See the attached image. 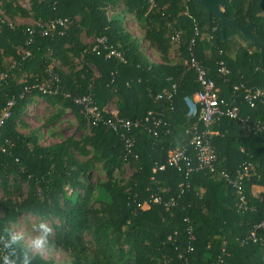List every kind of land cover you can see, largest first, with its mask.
Returning a JSON list of instances; mask_svg holds the SVG:
<instances>
[{
    "label": "trees",
    "instance_id": "obj_1",
    "mask_svg": "<svg viewBox=\"0 0 264 264\" xmlns=\"http://www.w3.org/2000/svg\"><path fill=\"white\" fill-rule=\"evenodd\" d=\"M28 1L30 8L25 9L18 0H0V73L7 74L0 83V116L7 101L16 99L11 117L0 125V264H56L31 256L13 236L12 228L22 216L34 217L38 229L41 223L53 228L45 246L62 251L68 264H264V230L257 232L256 242L246 239L264 219V193L252 194V187H264V134L248 132L227 118L209 127L218 172L236 178L239 167L250 164V175L242 181L246 210L238 209L237 195L217 172L202 171L185 179L168 166L153 171L166 164L170 151L187 142L193 128L205 129L192 102L199 85L185 65L190 46L224 98L240 83L264 90L259 47L235 29H226L223 37L218 17L209 18L196 0ZM224 3L227 18L243 26L253 24V32L264 39V0ZM17 18L70 23L62 36L42 37L35 31L33 43L27 44L30 26L18 24ZM127 18L139 25L141 36L126 30ZM175 33L178 40L173 42ZM83 35L105 37L126 63L106 58L102 48L99 54L93 52ZM142 41L158 62L145 55ZM20 49L30 55H20ZM221 67L227 75L219 73ZM49 69L60 78L59 94L32 91L20 98L25 85L48 79ZM173 84L171 101H154ZM65 93L90 95L102 111L113 103L123 119L161 112L169 133L160 129L154 137L144 128L133 130L134 159L117 133L102 124L89 127L80 107L63 97ZM35 98L54 108L47 126L58 124L70 110L80 138L42 146L36 133H20L17 120ZM241 116L249 124H264V103L241 105ZM53 135L61 137V131L54 129ZM128 166L132 173L126 176ZM94 173L104 179L93 182Z\"/></svg>",
    "mask_w": 264,
    "mask_h": 264
},
{
    "label": "built area",
    "instance_id": "obj_2",
    "mask_svg": "<svg viewBox=\"0 0 264 264\" xmlns=\"http://www.w3.org/2000/svg\"><path fill=\"white\" fill-rule=\"evenodd\" d=\"M68 19H56L48 20L45 22L37 21L27 30L31 36L27 44L33 43V35L39 32L42 37H53L54 35L62 36L67 30L69 25ZM178 40V34L175 33L172 37V41ZM93 44L92 51L97 54L100 53V49L107 50L106 58L114 57L126 63L123 54L107 46V39L105 37L94 38L91 42ZM193 43V42H192ZM190 59L185 62V65L194 71L196 76V81L199 85V90L195 92L192 96V102L198 107V122L204 126V130H198L193 128V131L189 132L190 138L182 146L170 151L167 155L166 164L161 165L153 171L164 170L165 167H170L176 170L178 173L182 174L185 179H188L192 174L206 171L211 174L216 172L227 182L235 194L238 197V209H247V199L242 188V181L249 177L250 164L243 163L239 169L236 171V178H232L229 174L217 171L216 169V153L211 145V137L213 132L210 131L209 127L215 123L217 120L222 118L236 120L242 124L244 129L248 132H253L255 134H264V124L261 122H255L253 124L248 123V119L241 116V105H246L253 108L257 102L264 103V90L260 88H248L244 84L240 83L234 85L232 88V94L229 98L220 97L218 95V90L215 86L213 80L207 77V71L205 68L195 59L192 46L189 48ZM21 54L24 57H28L30 54L26 50L22 49ZM221 75H227L228 71L221 67L219 69ZM48 79L25 85L20 98L25 95L30 94L32 91H37L43 95H53L56 96L60 92V78L52 71L48 70ZM7 79V74L0 73V83ZM176 91V85H172L171 89L165 90L162 93L157 94L154 97V101L164 100L171 101ZM241 97H239V94ZM63 97L72 99L75 105L80 107L81 113L84 115L89 127L98 126L100 124L105 125L113 132L117 133L122 139L127 155H130L134 159L137 155L134 154V136L133 130L138 128H144L148 134L157 136L160 129H166L169 125L164 120L163 114L161 112L148 111L147 114L140 120H129L119 117L117 109H105L100 110L90 95L87 96H71L69 93L63 94ZM16 105V99H10L7 101L5 108L0 116V125L3 121L11 117V111ZM105 112V113H104ZM194 112L189 113V117L192 116ZM107 114L108 117H105ZM165 133H169V129L165 130ZM4 151V149H2ZM127 168H130L129 166ZM188 185V182H187ZM184 190H181V194ZM157 202L158 199H155ZM173 201V200H172ZM170 202L171 205H175V202ZM2 217V215H1ZM187 221V220H185ZM259 230H264V219L255 225L250 233L247 235V240L253 242L257 241V232ZM190 233V240H194L192 235L191 227L188 228ZM176 235V232H174ZM170 239V237H169ZM243 242V241H242ZM192 250L191 245H188V251ZM0 259H4V250L0 245Z\"/></svg>",
    "mask_w": 264,
    "mask_h": 264
},
{
    "label": "rangeland",
    "instance_id": "obj_3",
    "mask_svg": "<svg viewBox=\"0 0 264 264\" xmlns=\"http://www.w3.org/2000/svg\"><path fill=\"white\" fill-rule=\"evenodd\" d=\"M18 3L24 7L25 9L30 8V4L28 0H18ZM112 14H110L111 16ZM18 24L25 25H33L34 21L31 18H17ZM124 27L127 31H129L134 37L141 36L142 32L139 28V25L134 23L127 18L124 20ZM94 38L83 35L82 40L85 44H89L92 42ZM238 43L241 45H246L240 39H237ZM145 42H141V47L144 53H147L150 56H156L152 51L145 46ZM21 50H19L20 55ZM157 58V56H156ZM10 59H7L5 62L10 63ZM54 66L58 65L57 62L53 64ZM116 109V107L112 104L108 106L109 111L112 109ZM54 112V108L49 106L48 103L45 102L43 98H35L34 102L28 106L25 110L24 114L20 117V120H17V130L24 134L30 135L32 133H36L39 138V143L42 146H49L56 143L61 142L62 140L74 137L75 139H79L81 136V132L76 130L77 123L74 117V114L70 110H66L64 116H62L60 122L58 124H51L49 126L46 125L47 119L51 117ZM20 121V122H19ZM55 127V128H54ZM61 131V137H57L53 135V130ZM131 168L125 169L126 176L131 175ZM104 179V176L101 174L94 173L93 182L96 181L97 178ZM3 197V192L0 188V199ZM2 212H0V217ZM28 221V223H27ZM12 234L15 238H17L23 245L27 248L28 252L31 256L39 255L41 258L48 260L52 259L56 264H68V259L66 255L59 250H55L54 248H48L44 246L43 249H37L35 247L34 241L40 236L39 229L36 226L35 218L32 216H22L18 224L14 225L12 228Z\"/></svg>",
    "mask_w": 264,
    "mask_h": 264
},
{
    "label": "water",
    "instance_id": "obj_4",
    "mask_svg": "<svg viewBox=\"0 0 264 264\" xmlns=\"http://www.w3.org/2000/svg\"><path fill=\"white\" fill-rule=\"evenodd\" d=\"M224 1L225 0H196L197 4L205 9L209 18L211 15L218 17L221 24L220 32L223 37L226 29L237 30L245 39L259 47L260 55L262 58H264V39L257 36L253 32V24L248 23L247 25L243 26L240 25L235 19L227 18L222 11V8L225 4Z\"/></svg>",
    "mask_w": 264,
    "mask_h": 264
},
{
    "label": "clouds",
    "instance_id": "obj_5",
    "mask_svg": "<svg viewBox=\"0 0 264 264\" xmlns=\"http://www.w3.org/2000/svg\"><path fill=\"white\" fill-rule=\"evenodd\" d=\"M194 112V109L192 110ZM41 235L34 241L35 247L37 249H43L44 246L48 243L49 235L53 234V228L49 227L47 224L41 223L39 225Z\"/></svg>",
    "mask_w": 264,
    "mask_h": 264
},
{
    "label": "crops",
    "instance_id": "obj_6",
    "mask_svg": "<svg viewBox=\"0 0 264 264\" xmlns=\"http://www.w3.org/2000/svg\"><path fill=\"white\" fill-rule=\"evenodd\" d=\"M145 55L149 58L150 61H152V62H158V59L156 58V56H150L147 53H145ZM110 104L113 105V103H110ZM187 115L189 116V114H187ZM263 193H264V187H258V186L252 187V194L254 196H258V195L263 194Z\"/></svg>",
    "mask_w": 264,
    "mask_h": 264
}]
</instances>
